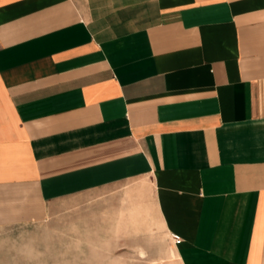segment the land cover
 <instances>
[{"label":"crops","instance_id":"obj_1","mask_svg":"<svg viewBox=\"0 0 264 264\" xmlns=\"http://www.w3.org/2000/svg\"><path fill=\"white\" fill-rule=\"evenodd\" d=\"M142 177L148 264H264V0H0V221Z\"/></svg>","mask_w":264,"mask_h":264},{"label":"rangeland","instance_id":"obj_2","mask_svg":"<svg viewBox=\"0 0 264 264\" xmlns=\"http://www.w3.org/2000/svg\"><path fill=\"white\" fill-rule=\"evenodd\" d=\"M146 186L142 177L78 194L45 222L0 221V264H148L168 252L172 256L171 235L159 228L158 220L130 218L136 205L146 202ZM3 192L0 189L4 216L20 204ZM139 209L146 218L147 207Z\"/></svg>","mask_w":264,"mask_h":264},{"label":"built area","instance_id":"obj_3","mask_svg":"<svg viewBox=\"0 0 264 264\" xmlns=\"http://www.w3.org/2000/svg\"><path fill=\"white\" fill-rule=\"evenodd\" d=\"M171 239H172L174 244H179L182 241V236L177 234V233H172Z\"/></svg>","mask_w":264,"mask_h":264}]
</instances>
